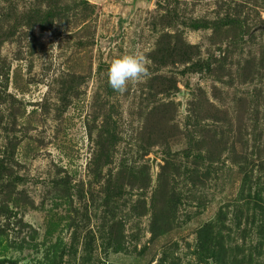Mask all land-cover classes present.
Masks as SVG:
<instances>
[{
    "label": "rangeland",
    "instance_id": "374dc122",
    "mask_svg": "<svg viewBox=\"0 0 264 264\" xmlns=\"http://www.w3.org/2000/svg\"><path fill=\"white\" fill-rule=\"evenodd\" d=\"M132 2L0 0V264H264V0Z\"/></svg>",
    "mask_w": 264,
    "mask_h": 264
},
{
    "label": "clouds",
    "instance_id": "9594fccd",
    "mask_svg": "<svg viewBox=\"0 0 264 264\" xmlns=\"http://www.w3.org/2000/svg\"><path fill=\"white\" fill-rule=\"evenodd\" d=\"M149 61L143 52L122 55L112 61L107 80L114 92L124 94L130 82H139L149 75Z\"/></svg>",
    "mask_w": 264,
    "mask_h": 264
},
{
    "label": "water",
    "instance_id": "95a60500",
    "mask_svg": "<svg viewBox=\"0 0 264 264\" xmlns=\"http://www.w3.org/2000/svg\"><path fill=\"white\" fill-rule=\"evenodd\" d=\"M151 1L152 0H133L131 6L137 4L138 2H143V3L149 4ZM151 164H152V170L154 171L155 170V159L152 160Z\"/></svg>",
    "mask_w": 264,
    "mask_h": 264
}]
</instances>
